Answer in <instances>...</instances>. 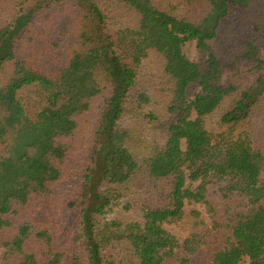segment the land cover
<instances>
[{
	"label": "trees",
	"instance_id": "trees-1",
	"mask_svg": "<svg viewBox=\"0 0 264 264\" xmlns=\"http://www.w3.org/2000/svg\"><path fill=\"white\" fill-rule=\"evenodd\" d=\"M209 177L218 202L194 186ZM0 247L264 264V0H0Z\"/></svg>",
	"mask_w": 264,
	"mask_h": 264
},
{
	"label": "rangeland",
	"instance_id": "rangeland-1",
	"mask_svg": "<svg viewBox=\"0 0 264 264\" xmlns=\"http://www.w3.org/2000/svg\"><path fill=\"white\" fill-rule=\"evenodd\" d=\"M57 14L54 11H50L48 13H46V15L44 16L45 19H47V22L51 23L53 21V17L54 15ZM60 14V13H59ZM244 13L240 10H236L233 9L230 16L226 19V25L227 26H235L243 17ZM60 21H62V23H66V21H68L66 18H64V15L61 13V15L59 16ZM68 25V22L66 23V26ZM36 31H39L37 25L35 27ZM65 29L60 28L58 25L57 27L53 30V31H64ZM184 53L185 55L192 61H196L197 56H198V51H197V47H196V43H189L187 44V46L184 49ZM237 79V77L234 75V73H228L225 77L226 81H235ZM35 88L34 87H30L24 90L23 94L24 95H33ZM212 129L215 131L216 135L217 133H222V134H230V131H217V126L216 125H212ZM242 131H239L237 134L234 135H241ZM75 164V163H74ZM194 186H205L206 189H208L209 194L211 195V197L213 198V200H216L217 202L219 201V198L222 196V192L220 190V187L222 186V184L217 180L214 179L212 177H209L206 180H202L199 181L198 183H195ZM214 206L216 205L215 201H213ZM124 206V205H123ZM202 209V208H201ZM203 211H207L206 208L202 209ZM167 230L173 234L175 237L179 238V239H186L188 237V234L183 233V231L175 224H169L166 225ZM7 263V258H6V254H5V249L0 247V264H6ZM244 264H249L248 262H245Z\"/></svg>",
	"mask_w": 264,
	"mask_h": 264
}]
</instances>
